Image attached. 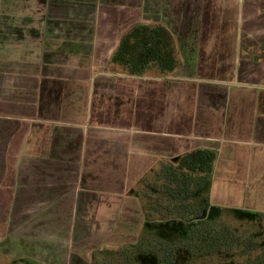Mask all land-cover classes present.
Masks as SVG:
<instances>
[{
    "label": "crops",
    "instance_id": "0c3cea01",
    "mask_svg": "<svg viewBox=\"0 0 264 264\" xmlns=\"http://www.w3.org/2000/svg\"><path fill=\"white\" fill-rule=\"evenodd\" d=\"M125 1L116 20L124 0H0V229L144 221L142 181L198 149L217 153L207 210L264 216V0H166L169 24ZM138 24L181 32L173 72L110 64Z\"/></svg>",
    "mask_w": 264,
    "mask_h": 264
},
{
    "label": "trees",
    "instance_id": "16d2710c",
    "mask_svg": "<svg viewBox=\"0 0 264 264\" xmlns=\"http://www.w3.org/2000/svg\"><path fill=\"white\" fill-rule=\"evenodd\" d=\"M176 43L166 28L138 24L122 35L110 64L129 75L140 76L154 69L168 74L178 67ZM216 156L212 150L192 151L163 164L150 183L142 181L135 192L143 202L145 218L140 239L121 248L115 260L123 264H147L142 259L153 258L157 264H176L178 249L195 257L243 247L241 256L246 255L247 247H253L252 242L245 244L231 226L223 222L216 226L207 215ZM152 234L156 237L152 238ZM245 261L264 264V251Z\"/></svg>",
    "mask_w": 264,
    "mask_h": 264
},
{
    "label": "rangeland",
    "instance_id": "374dc122",
    "mask_svg": "<svg viewBox=\"0 0 264 264\" xmlns=\"http://www.w3.org/2000/svg\"><path fill=\"white\" fill-rule=\"evenodd\" d=\"M111 1L113 4L114 0H103V2ZM165 1L143 0L145 4L137 7L139 10L136 19L139 22H149V24L161 21L169 24L171 16L169 17L168 13H165L167 11L163 8ZM124 2L126 3L116 8V12L111 10V13V11H108L109 14L114 13L113 19L116 18L117 20L116 13L118 15L125 8L133 7L129 1L124 0ZM103 4L101 3L100 6H105ZM108 6L110 8L112 5ZM98 8H94V12L93 9L90 10L92 12L91 18L97 19L104 13L102 8H99V10ZM117 9L121 11L117 12ZM165 17L167 20H165ZM99 29L105 31L109 28H103L102 26ZM171 31L175 34L176 42L179 41L181 32L178 30ZM203 34L205 36V32H199L196 39L201 38ZM152 177V175L148 177L146 182L150 183ZM59 207L63 208L61 205ZM62 212L59 210L54 216L49 215L47 217L31 216L30 220H26L30 222L27 224L28 226L26 223L22 224L24 227L25 225L28 227L27 230L0 229V264H14L10 262L11 260L18 262L17 264H123L120 260H115L116 255L121 248L136 244L141 236V229H143V216L138 219L137 214L132 221H125L124 219L109 220V228L103 230V234L89 233L86 230L88 225L85 221L88 219L71 218L68 211H64V213H67L64 215ZM217 212V209H209L207 212L210 219H214L216 226H219L221 222L231 226L245 244L251 241L253 247L250 249L247 247L245 256H241L243 247L232 250V252H217L195 257L178 249L176 264H247L245 261L247 257L252 258L259 254L261 250L264 251V216H241L234 212H225L221 217L217 216ZM155 218L158 219V217ZM255 218L258 221L253 220ZM39 221L43 224H35ZM38 228H40V232H37L36 229ZM156 228L158 229V226ZM151 236L152 238L156 237L155 234ZM157 258H159L158 255ZM142 261L147 264H157V260L153 258H145Z\"/></svg>",
    "mask_w": 264,
    "mask_h": 264
},
{
    "label": "flooded vegetation",
    "instance_id": "af4514ba",
    "mask_svg": "<svg viewBox=\"0 0 264 264\" xmlns=\"http://www.w3.org/2000/svg\"><path fill=\"white\" fill-rule=\"evenodd\" d=\"M125 32H126V31H125ZM123 34H124V33H123ZM139 239H140V238H139ZM10 262H12V263H14V264H17V263H18V262H16V261H12V260H11Z\"/></svg>",
    "mask_w": 264,
    "mask_h": 264
}]
</instances>
